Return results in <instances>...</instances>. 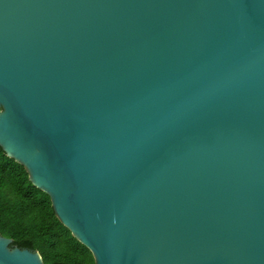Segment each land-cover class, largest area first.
<instances>
[{
    "label": "water",
    "instance_id": "obj_1",
    "mask_svg": "<svg viewBox=\"0 0 264 264\" xmlns=\"http://www.w3.org/2000/svg\"><path fill=\"white\" fill-rule=\"evenodd\" d=\"M0 147L94 264H264V0H0Z\"/></svg>",
    "mask_w": 264,
    "mask_h": 264
},
{
    "label": "trees",
    "instance_id": "obj_2",
    "mask_svg": "<svg viewBox=\"0 0 264 264\" xmlns=\"http://www.w3.org/2000/svg\"><path fill=\"white\" fill-rule=\"evenodd\" d=\"M0 235L38 251L45 264H94L91 252L56 217L49 196L1 147Z\"/></svg>",
    "mask_w": 264,
    "mask_h": 264
}]
</instances>
